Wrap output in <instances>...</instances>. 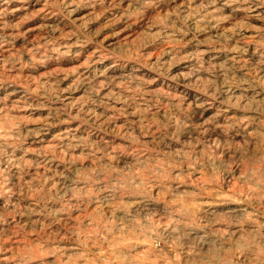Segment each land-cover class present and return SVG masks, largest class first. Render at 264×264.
Listing matches in <instances>:
<instances>
[{
	"label": "rangeland",
	"instance_id": "374dc122",
	"mask_svg": "<svg viewBox=\"0 0 264 264\" xmlns=\"http://www.w3.org/2000/svg\"><path fill=\"white\" fill-rule=\"evenodd\" d=\"M0 264H264V0H0Z\"/></svg>",
	"mask_w": 264,
	"mask_h": 264
}]
</instances>
